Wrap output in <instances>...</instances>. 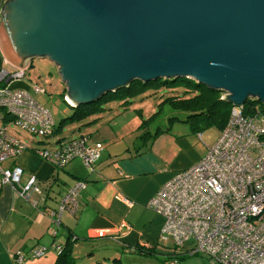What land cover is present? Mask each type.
Returning a JSON list of instances; mask_svg holds the SVG:
<instances>
[{
	"label": "water",
	"instance_id": "95a60500",
	"mask_svg": "<svg viewBox=\"0 0 264 264\" xmlns=\"http://www.w3.org/2000/svg\"><path fill=\"white\" fill-rule=\"evenodd\" d=\"M0 54L50 60L71 106L188 78L232 107H264V0H5Z\"/></svg>",
	"mask_w": 264,
	"mask_h": 264
},
{
	"label": "built area",
	"instance_id": "2783aa9c",
	"mask_svg": "<svg viewBox=\"0 0 264 264\" xmlns=\"http://www.w3.org/2000/svg\"><path fill=\"white\" fill-rule=\"evenodd\" d=\"M4 1L0 0V9ZM2 62L10 69L0 68V179L29 201L32 194L41 195L42 191L35 176L22 182L20 167H3L7 160L27 149L7 135L4 126L12 123L28 135L48 137L55 122L31 94L44 92L42 88L32 85L29 91L9 86L24 77L27 65L15 67L3 57ZM243 109L244 106L231 107L215 143L196 163L175 172L148 201V206L163 217L160 236L172 241L175 256L202 253L209 264H264V107L254 104L248 112ZM103 149L101 142L89 143L82 135L58 141L52 150L33 151L58 168L79 158L92 172ZM82 188L84 183L77 181L59 198L51 212L55 224L64 210L74 213ZM119 198L126 205L132 204ZM120 227L129 226L122 223ZM187 244L191 247L180 249ZM52 246L57 251L61 244ZM45 252V247L17 251L14 260L21 263Z\"/></svg>",
	"mask_w": 264,
	"mask_h": 264
},
{
	"label": "crops",
	"instance_id": "0c3cea01",
	"mask_svg": "<svg viewBox=\"0 0 264 264\" xmlns=\"http://www.w3.org/2000/svg\"><path fill=\"white\" fill-rule=\"evenodd\" d=\"M61 92L64 93L63 83ZM80 135L84 134L74 137ZM196 135L201 139L200 133L195 134L188 125L175 121L170 123L169 130L147 139L144 146L133 151L129 146L123 149L104 146L92 172L75 159L66 163L61 173L27 146L3 167H20L22 182L35 176L43 188V197L32 194L30 198L33 196L34 200L26 201L0 179V264H54L56 250L52 244H63L67 229L77 237L72 250H83L78 264H94L99 260L97 254L108 257L132 245L158 249L157 236L164 220L148 206V201L175 172L193 165L206 152L207 148L193 138ZM77 181L86 185L76 198V210L74 213L64 210L55 224L51 212ZM54 184L60 188L50 195ZM50 196L55 201L53 206L47 204ZM119 197L132 204L126 205ZM122 223L129 227H120ZM36 247H45L47 251L21 263L14 260L17 251ZM50 250L55 253H48Z\"/></svg>",
	"mask_w": 264,
	"mask_h": 264
},
{
	"label": "rangeland",
	"instance_id": "374dc122",
	"mask_svg": "<svg viewBox=\"0 0 264 264\" xmlns=\"http://www.w3.org/2000/svg\"><path fill=\"white\" fill-rule=\"evenodd\" d=\"M1 67L10 69L9 65L2 62V57L0 56V68ZM32 84L45 90V92L42 93L31 91V94L50 112L55 124H57L62 117L71 113L72 108L64 102L61 96L62 81L60 75L55 65L47 58L34 57L30 59L27 63L24 77L12 81L9 86L30 90ZM167 90L168 89L159 87V90L154 92L153 89L149 88L133 96L114 97L103 100L99 104V109L93 111L82 120V123L91 122L80 125V130L76 129L79 124H64L60 129L48 137H37L28 135L11 123L4 126V132L32 150L43 148L52 150L58 139H60L59 141L68 140L82 133L87 137L89 136V143L99 141L104 146H117V148L121 149L129 146L130 151H133L136 147L145 145L147 140V136L143 135L145 131L150 130L149 128L155 129L157 126H161L165 120L166 114L175 111L170 109L167 104H163L161 107L157 106L163 97L167 95V93H165ZM169 93L173 92L171 91ZM161 94H163V96H161ZM63 97H65V95H63ZM256 105L261 107L260 103H256ZM200 134L201 139H198L197 135L195 137L193 136V138L200 146L209 148L219 137L220 129L214 125H210L201 131ZM75 159L79 158H74L72 160ZM49 163L53 165L51 162ZM84 168L82 170L83 173L86 171V168ZM60 169L57 168V170ZM60 171L63 173L62 170ZM83 183L85 186L86 183ZM59 188V185L54 184L50 191V195H54ZM52 197L48 199V206L54 205L55 201ZM30 199L33 201L34 197L32 196ZM157 240L159 246L156 250L132 245L131 247L122 248V250L117 253L109 254L108 257L99 253L96 255V259L107 264H209L207 256L202 253L191 256L173 255L172 250L176 248H174L170 239H162L160 231ZM190 247L191 245L187 244L180 249H188ZM82 252L83 250L81 249L72 250V256L76 258L75 264L81 263V261L78 260L81 254H83ZM48 253H55V250H50Z\"/></svg>",
	"mask_w": 264,
	"mask_h": 264
},
{
	"label": "trees",
	"instance_id": "16d2710c",
	"mask_svg": "<svg viewBox=\"0 0 264 264\" xmlns=\"http://www.w3.org/2000/svg\"><path fill=\"white\" fill-rule=\"evenodd\" d=\"M159 87L168 90L165 92L167 95L163 97L157 106L161 107L163 104H167L170 109L175 111L166 114L165 120L161 126H157L155 129L150 128V130L145 131L143 135H146L147 139H151L160 132L169 130L170 123L175 121L188 125L190 130L196 134L201 133V131L210 125H214L221 130L229 118V113L232 106L229 102L221 98V93L208 89L203 85L197 84L191 79H157L155 81H148L144 83L141 81H133L128 87L118 89L115 92L106 93L100 99L92 103L78 106H71L66 103L70 108H72V111L69 115L62 117L60 121L55 124L53 133L60 129L64 124L72 125L76 123L79 124L78 127H80V125L91 122L88 121L82 123V120L90 115L93 111L99 109V104L103 100H108L114 97L133 96L137 93H142L149 88L153 89L155 92L159 90ZM171 91L173 93H169ZM63 95L64 93H61V96L64 100ZM161 96H163V94H161ZM64 102L66 101L64 100ZM256 103L259 102L254 99H249L245 103L243 111L248 112L249 106H252ZM59 140L60 139H58L57 142ZM54 167L58 168L56 166ZM41 191L43 193V188H41ZM41 196L43 197V194H41ZM76 240L77 237H75L73 233L67 229L65 241L61 245L60 249L56 251L54 264H75V258L72 256V247ZM94 264L107 263L97 260Z\"/></svg>",
	"mask_w": 264,
	"mask_h": 264
}]
</instances>
